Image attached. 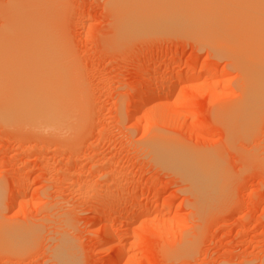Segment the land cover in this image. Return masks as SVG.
Returning a JSON list of instances; mask_svg holds the SVG:
<instances>
[{"label": "rangeland", "instance_id": "rangeland-1", "mask_svg": "<svg viewBox=\"0 0 264 264\" xmlns=\"http://www.w3.org/2000/svg\"><path fill=\"white\" fill-rule=\"evenodd\" d=\"M14 1L21 12L11 7ZM34 1L0 0V31L8 23L18 26L14 39L0 40L2 52L4 45L9 49L3 57L17 59L21 65L31 62L35 52L30 47L36 43H28L27 38L33 34L35 17H45L57 36L54 43L63 46L57 49L62 58L58 55L59 65L71 63L62 69L72 78V105L78 110L72 116L77 122L72 121L69 134L56 137L0 121V190L4 194H0V219L7 231L20 226L29 232L25 241L23 236L15 238L16 243V236L0 232V264H57L60 240L68 241L79 264H264V97L258 116H252L256 121L247 126L239 115L248 112L242 108L248 104L244 83L249 77L235 63L236 53L242 51L251 58L248 63H257H247L250 68H246L253 69L254 76L262 69L264 81V58H260L264 43L259 46L264 28L253 33L249 26L245 33L233 20L228 29L238 28L237 32L226 30L228 36L232 34L228 42L232 54L223 49L218 50L226 54H218L214 45L223 47L219 33L217 38L208 35L203 40L198 36L202 34L193 36L187 30L189 35H184L186 29L173 25L203 20L209 9L217 12L229 0H221L223 6L219 0H209L211 4L200 0L199 5L198 0H174L176 6L170 0L166 14L150 21L174 28L154 29L153 34L146 27L135 32L131 24L143 20L131 9L144 0ZM158 2L151 0V5ZM243 38L250 42L244 43ZM21 48L27 56L19 53ZM14 53L27 58L18 59ZM180 58L196 63L179 66ZM201 63L216 67V72L200 74ZM174 69L198 76L174 82ZM165 76H170L167 81L162 79ZM157 84L172 87L173 92L143 102L141 118L135 121L133 102L141 96L137 92L151 85L157 90ZM158 109L170 112L168 118H162L166 113ZM154 139L183 147L209 162L221 181L215 186L218 193L207 188L201 200L188 180L159 159ZM132 210L134 215L124 216ZM107 224L110 236L102 242Z\"/></svg>", "mask_w": 264, "mask_h": 264}, {"label": "bare ground", "instance_id": "bare-ground-1", "mask_svg": "<svg viewBox=\"0 0 264 264\" xmlns=\"http://www.w3.org/2000/svg\"><path fill=\"white\" fill-rule=\"evenodd\" d=\"M25 1L29 2L32 0H25ZM144 1L143 2L140 1L141 3H139L137 1V3H139L140 6L136 7V8L132 7V9H131L132 12L130 11L131 13H134L133 15L135 17L139 16L138 17L139 19L143 18V20H144L143 21L142 19H140V21L142 20L141 22L131 23L134 27H136L135 32H136V29L139 32V30H141L140 28H142V31H143V29L145 30V27H146V29H150L151 33L154 29L156 31L159 30L158 32L169 31V29L167 27V26H169V24L154 21L155 20L154 18H156L160 15L162 16V13L165 12L166 8L169 7V5L171 4L170 0H152L153 4L159 3L158 1H161V2L163 1L162 2L163 4L160 2V4H162L161 6H159L160 4L151 5V0H148V1L144 0ZM176 1L174 2V0H173V2L175 3V6H176ZM182 1H183V3H185V0H182ZM182 1L179 0L178 2L180 3ZM195 1L196 0H193V1L190 0V2H195ZM219 1H221V0H219ZM222 1H221V3L220 2L219 3L217 2V3L220 5L222 4V6H223L224 4ZM226 1H228V0H226ZM38 2H40V1H38ZM146 2H147V4H145ZM167 2H169L170 4L168 5ZM188 2H189V0H188ZM188 2H186V3H188ZM199 2H200V0H198V5H199ZM202 2H203V0L200 3H202ZM210 2L212 3V1H209L208 3L211 4ZM224 2H225V0H224ZM14 3L15 4L11 5V7L14 8L15 10L20 9V12H21L22 10H21L20 4L15 2V1H14ZM41 3H43V2H41ZM133 3H136V2H133ZM204 3L205 2H203V4ZM31 4H33V2ZM37 4H36V6H38ZM141 4L143 6H141ZM144 4L147 5V7L148 6H151V7L147 8L144 6ZM133 5L134 4H132V6ZM135 5H137V4H135ZM183 5L185 6V4H183ZM198 5H195V6H198ZM200 5H202V4H200ZM28 6H31V5L28 4ZM180 6H181V4L179 5V7ZM202 6L208 7L209 5L206 6V4H205ZM218 7H219V5H218ZM185 8H186V6H185ZM198 8H200V7H198ZM209 8H213V7H211V5H210ZM48 9H49V7H48ZM168 9H171V8H168ZM179 9H181V8H179ZM52 10H54L53 7H52ZM52 10H50V11H52ZM206 10L208 11V9H206ZM214 10L215 9H212V10L209 9L208 12L206 11L207 14L205 15L204 19L201 20V17H199L198 22L193 21V22H189V23H183L182 25L178 24L176 26L174 23L173 26L178 27V28L180 26V27L186 29V33H182L181 32L182 30L178 31L179 33L181 32L184 35L185 34L189 35L190 30H191V33L198 32L199 34H202L201 36L200 35H198V36L201 38L203 37V40L205 37L207 38L208 35H209L210 39H212L214 37L217 38V37H219V35L218 36H216V35H217V33H219L220 37L222 38L221 42L223 44V47H221L219 45L216 49L217 45H214L216 53L219 52L218 54H226L227 52L232 54L231 51H228V50L232 49V47L230 49L229 44H228V42L231 41V39H232L231 38L232 34L228 36V33L229 32L231 33L233 31L232 30L233 27H231L230 30L228 29V27H230L233 24V20L235 21V23L237 25V26L236 25L235 26L239 28V31L243 32V29H244V31L246 30L245 33H248L249 29L247 30V28H249V26H252L253 29L255 30V31H253V29L250 28L253 31V33H259L261 31L260 29L264 28V0H256V1H254V0H252V1L251 0H229L227 5H224V8L218 9L217 12ZM24 11H26V10H24ZM27 11H30V9ZM14 13L15 12H13V14ZM41 13H43V12H41ZM163 14H166V13H163ZM188 15H190V13H188ZM164 16L169 17V15H164ZM38 17H35V21L33 24L32 36L27 38L29 40L26 39L28 41V43L29 42L34 43V44L36 43L32 47H30V48H32V50L34 49V52H35V54L33 56V60L31 62H30L31 59H29L30 56L28 57V59H29L28 62H26L23 65H21L23 62L20 61V63H19L17 59H15L16 61L13 60L12 58H14L13 57L14 54L16 57L20 56V55H16V53H18V51L16 53L12 54V57H10L11 55H9V58H11L14 62H18V63H14V62L10 61L9 59L3 57L6 55V51H8L9 49H7L8 47H5L6 45H4V49H3L4 52H2L1 48L3 47V45L0 44V46H1L0 47V121H3L4 123H7V124H20V125H23L24 127L29 128L30 130H35V132L39 131L37 133H40V131H43V132H47V133L56 134L57 136L56 135H54V136L58 137V135H60V134L62 135L64 132H67V130H68V132L70 131L69 129L72 127L71 123H72V121H75L74 117L77 114V113L73 114V112H75L77 109L73 110V105H72V104H74V102H73V83L71 81L72 78L69 76L68 71H65V73H64V71L62 69V68L67 69L68 67H70L69 65L71 63L70 62H69L70 64L67 63L68 61L66 62V59H65L64 62H66V64H69L68 67L66 65H65V67H61L59 65V63L61 62L59 60L62 58H60L61 56L58 53L63 46H61V48H58L57 45L59 46L60 44L58 42H57L58 44H55L56 43L55 41H57L56 40L57 36L55 37L54 31H53V29H51V26L49 25L47 20L44 19L45 17L44 18H41V17L38 18ZM48 17H49V15H48ZM52 18H54V17H52ZM147 19H149V20H147ZM151 19H154V20L150 21ZM54 22L56 25V21H54ZM185 22H186V20H185ZM8 24H10V23H8ZM8 24L7 25L5 24L7 27H5L4 29L1 28L2 30L0 31V40H5L6 37H8L10 39L11 38L14 39V37H13L14 30L18 29V26H16V24L8 26ZM173 26H171V27H173ZM258 27H259V29H257ZM164 28H165V30H164ZM166 28H167V30H166ZM238 28L237 29L233 28V29L235 32H237ZM227 29H228V33L226 31ZM176 30H178V29H176ZM187 30H189V33L187 32ZM258 30H260V31H258ZM156 31H153V32L155 33ZM170 31H173V30H170ZM242 32H239V33L243 34ZM250 32H249V34H250ZM262 32H264V31L262 30ZM148 33L150 34V31ZM194 33L192 34L193 36L197 35L196 33L195 34ZM245 33L243 34V36L246 35ZM203 34H207V36H204ZM237 35L242 38V35H240V34H237ZM239 37H236V38L240 39ZM257 37H258V35H257ZM260 37L258 39L259 42H260ZM243 39L244 40H242V41L244 43H246L247 41L245 40V38H243ZM247 39H250V38H248V36H247ZM254 39H252V40H254ZM26 40L24 42H26ZM199 40L202 41V39H199ZM249 42L250 41L248 40L247 43H249ZM50 43H52V44H50ZM238 43H239V40H238ZM261 43L263 44L264 41L260 42L259 46H261ZM23 44L26 45V43H23ZM53 44L56 45V48H55V46H53ZM246 45H248V44H245V46ZM256 45H258V43ZM8 46L12 47V44L8 45ZM248 46L250 47L251 45H248ZM23 47H25V46L23 45ZM249 47H247L248 50H249ZM16 48H18V47H16ZM26 48H28V47H25V49ZM242 48H244V46H242ZM256 48L253 46V49H256ZM5 49H7V50H5ZM12 49H15V48H12ZM22 49L23 48H21V50ZM57 49L59 51H57ZM218 49H223V51H225V52L227 51V52L226 53L225 52L220 53L221 50L219 51ZM262 49L264 50V47H262ZM15 50H17V49H15ZM233 50H235V49L233 48ZM11 52H13V50ZM11 52H10V54H11ZM21 52L23 54L24 52H26V50H24V51L22 50L19 53H21ZM27 52H28V50H27ZM62 52L63 51H61L60 53H62ZM261 52H263V51L261 50ZM233 53H234L233 56H236V54H237V56L235 57V60H237V62H235V63H238L240 65V67L242 68V71H244L245 76L247 75L249 77L248 79H246L248 81L247 84L244 83V86L246 89L245 94H246V101H247V102L245 101V103H248V104H246L242 108V111L244 110L245 107H246V109L248 108V110H247L248 112H246V114L241 113V115H239V116L241 117V120L244 121L243 122L244 124H246L247 126L250 124L252 126L251 122L256 121L257 117L255 119H253V118L255 117L254 115H256V113L258 116V110H260V107L262 105V99L264 97V89H263L264 81H262L263 80V74L261 73L262 69L260 68L261 72L258 73L259 75L258 74L256 75L258 77L257 78L256 76L253 75V72H254L253 69L248 70L247 69L248 67L246 68V65L248 63V59L251 60V58L248 55L242 53V51H240V53H236V54L233 51ZM65 54L62 55V57L66 56ZM24 55H26V53H24ZM58 55H59V57H58ZM233 56L230 55V58ZM22 57L23 56H20L18 59H21ZM57 57L60 59H58ZM23 58H27V57L24 56ZM260 58H264V57L260 56ZM256 59H257V57H256ZM260 60H262V59H260ZM56 61H59V62H56ZM262 61H264V60H262ZM193 63H196V62H194V60H192V59H186V58H180L176 62V64L179 66L191 65ZM248 64H250V61ZM252 64L256 65L257 63L255 64V63L251 62L250 65H252ZM61 65H62V62H61ZM250 65H247V66H249V68H250ZM257 68H258V66L256 67V69ZM69 69H71V68H69ZM200 69H201L200 74L203 72L204 73L206 72L205 74H207V73L212 74V73L216 72V67L214 68L211 65L207 66L205 63L200 64ZM192 72H194V71H192ZM250 72L252 73V75H250L251 74ZM171 73H172L171 77L173 76V78H175L174 82L180 81V80H183L186 78L188 79V78L198 76V74L191 73V72H185V71L184 72L177 71V69L172 70ZM150 76L152 77V75H149V77ZM247 76H246V78H247ZM251 76H254L257 79L253 80L252 78H254V77H251ZM169 77L165 76L162 79L164 81L165 80L167 81V79H169ZM145 80H147V79H145ZM163 80H161V81H163ZM74 81H75V78H74ZM160 83H163V82H160ZM157 85H159V86H157V87H159L157 90H155V88L151 87L152 86L151 85L150 87H146L147 89L145 88L146 89L145 92H137L138 95H141V96L137 97L133 102L134 103L133 106H135V108H136V110H134L135 114L133 115V118L135 119V121H139L140 120L139 118H141V116L139 117V114H140L139 112H141V110H142L141 109L143 107L142 105H144L143 102H148L149 100H151L152 97H153L152 99L159 100L164 95H167V94H170L173 92L172 87L167 88L163 84H157ZM75 87L76 86H74V88ZM76 93L79 94V92H76ZM76 96L77 95H74V97H76ZM244 100L245 99H243L242 101H244ZM80 104H81V102H80ZM238 108L240 109L241 107H238ZM81 109H82V107H81ZM81 109H80V112H81ZM159 113L160 114L166 113V115L163 114V117H162L165 119V118H168L167 114L170 112H168V113L162 112V110H161ZM159 113H157V114H159ZM235 113H236V111H235ZM180 114H178V115H180ZM72 115H75V116L73 117ZM171 115L172 114H170V116ZM145 116H147V115H145ZM168 116H169V114H168ZM239 116H237V118ZM252 116H254V117H252ZM81 117H80V119H81ZM148 117H149V115H148ZM80 119H79V122L81 121ZM238 119L240 120V118H238ZM174 120H176V119H174ZM169 121H171V120H169ZM75 122H77V121H75ZM255 124H256V122H255ZM77 125H79V124L74 123V126H77ZM14 126H16V125H14ZM253 126H254V124H253ZM17 127H19V126H17ZM71 129H73V128H71ZM30 130H29V132H30ZM77 132H79V131H77ZM73 135H75V134L73 133ZM153 145H154V148L157 150L159 159L162 162H164V164L167 165L168 167L174 168L172 170L180 173L181 176L184 177V179L188 180L187 182H190V184H191L190 188L193 189V191L196 193L197 196L202 195L205 198L204 193H206L205 191L207 190V188H209L208 190H213V188H215L214 190L217 191V193H218L219 190H216V187L219 186L218 183L220 180L218 181L219 177L217 175V172L214 168H212L213 166H211V164H209V162L203 161L204 159L201 160L200 158H198V155L196 156V154H194L192 151L187 150L183 147H179L177 145H174L170 142L162 141L160 139H154ZM209 160L210 159H208V161ZM213 164H215V163H213ZM222 174H223V172L220 175H222ZM216 179L218 182L216 181ZM198 187L200 188L201 194L198 192ZM222 187H224V186H222ZM0 189H1V187H0ZM21 190L23 191V190H25V188L23 187ZM2 191L0 190V194H3ZM210 193L217 195V193H215V192L210 191ZM208 195H209V193L207 194V196ZM202 196L199 198L201 199ZM218 196H220V195H218ZM1 197H2V195H0V201L2 199ZM196 202H197V200H196ZM216 202H218V201L216 200ZM195 204H197V203H195ZM211 204H213V202ZM135 213H136V210H132V211L127 212L124 216L128 217V216L134 215ZM146 217L148 218V215H146L144 218L147 219ZM0 232L5 233L7 235L6 237H8V235L9 236L11 235L12 238L14 236H16L13 238L15 243H16L15 238H16V240H18V238H21L23 236L22 241H25L24 237L28 238V236H29L28 235L29 234L28 229L20 227V226H17L14 228L8 227V231H7V227L2 222L1 219H0ZM25 234L28 236H26ZM109 236H110V231L108 229V224H107V225H105V228L103 231L102 242L103 241L105 242L106 240H108ZM188 248H190V246H188ZM55 257L57 259V264H79L77 259L74 257V253L71 251V247L68 244L67 240H60L59 244L56 247Z\"/></svg>", "mask_w": 264, "mask_h": 264}]
</instances>
